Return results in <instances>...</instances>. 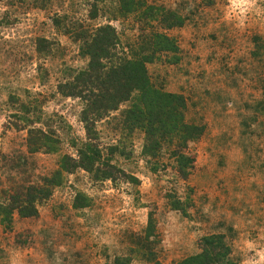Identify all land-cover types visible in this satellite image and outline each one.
<instances>
[{"label": "rangeland", "instance_id": "374dc122", "mask_svg": "<svg viewBox=\"0 0 264 264\" xmlns=\"http://www.w3.org/2000/svg\"><path fill=\"white\" fill-rule=\"evenodd\" d=\"M142 1L184 24L166 30L126 16L118 0H0V264H171L199 255L212 235L239 264H264V0ZM107 25L125 45L155 33L175 39L179 63L147 70L153 85L185 97L181 130L195 138L147 156L144 133L123 129L134 101L122 106L96 130L130 181L61 170L86 140L82 102L58 91L89 64L75 30L90 37ZM31 129L57 149L30 154ZM57 172L36 217L10 214L13 196Z\"/></svg>", "mask_w": 264, "mask_h": 264}, {"label": "trees", "instance_id": "16d2710c", "mask_svg": "<svg viewBox=\"0 0 264 264\" xmlns=\"http://www.w3.org/2000/svg\"><path fill=\"white\" fill-rule=\"evenodd\" d=\"M121 13L126 16L141 15L148 23L157 21L164 29L181 27L184 22L178 15L163 7L149 6L142 0H118ZM93 12L92 19L96 18ZM58 24L59 20H56ZM75 38L83 40L82 54L88 58L87 69L76 72L69 82L58 87L63 97L79 99L83 104L81 122L86 130V140L77 150V158L66 156L61 162V170L71 173L78 169L95 173L102 179L116 180L117 174L125 179H134L113 165V153L105 157L96 126L113 112L134 101L123 113V129L130 132L141 130L145 135V155L161 148L163 143L185 146L195 139L193 133L181 130L184 122L186 100L182 94L169 93L153 85L147 65L166 59L170 63L180 61V48L175 39L167 34L155 33L138 42L125 45L120 34L112 26L96 28L89 36L84 31L75 30ZM70 33H72L70 29ZM41 42V41H40ZM264 49V45L262 47ZM136 100L139 101L136 104ZM30 154L47 150L53 152L57 142L48 133L39 129L28 131ZM50 148H49V147ZM178 174L184 181L189 177L190 167L182 164L179 154ZM19 160L21 159L18 157ZM186 164L190 160L186 159ZM61 173L42 181L43 185L31 184L28 193L13 196L10 214L14 212L23 218L38 215L37 204L49 199L54 187L59 186ZM129 180V181H130ZM24 190V189H23ZM19 192V191H18ZM17 192V193H18ZM115 264H130L127 260H116ZM155 264H161L156 262ZM171 264H239L232 257V250L222 235H212L202 239L201 253Z\"/></svg>", "mask_w": 264, "mask_h": 264}]
</instances>
